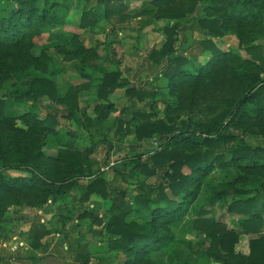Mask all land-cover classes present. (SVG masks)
I'll return each instance as SVG.
<instances>
[{
  "label": "trees",
  "instance_id": "obj_1",
  "mask_svg": "<svg viewBox=\"0 0 264 264\" xmlns=\"http://www.w3.org/2000/svg\"><path fill=\"white\" fill-rule=\"evenodd\" d=\"M101 2L102 12L86 10L76 20L79 30L96 29L103 20L125 24L135 17H147L142 22L146 27L153 20L180 21L196 13L194 20L207 32L203 47L210 54L198 72H192L187 68L190 61L178 51L179 24L164 29L165 41L148 55L147 64L162 69L176 106L168 105L164 118L158 119L151 108L134 113L131 122L121 121L118 132L134 130L139 142L155 141L157 148L145 152L153 153L150 163L139 154L125 162L126 172L113 170V181L99 176L82 182L93 175L89 155L101 140L92 142L85 152L74 149V141L62 142L59 153L51 156L45 151V140L50 135L59 137L58 118L53 114L42 118L32 111L11 115L8 97H0V240L5 238L3 225L11 207L43 209L78 187L81 203L93 195L111 202L101 219L109 249L124 255L123 264H153L152 253L176 240L174 230L184 223L205 186L209 206L229 195L246 197L230 204L228 210L243 217L239 224L247 234L257 236L250 240L249 255L236 254L238 233L200 215L193 227L210 241L209 258L221 264H264V149L249 146L243 138L251 125L264 130V47L255 44L264 34V0H152L146 11L136 15L127 12L125 1ZM71 10L69 0H0V90L16 75L34 70L28 97L65 106L66 119L78 121L80 94L95 85L101 102L94 108L96 116L86 118L87 123L78 122L91 135L115 112L111 97L117 90L126 89L127 98L139 102L155 98L157 92L132 87L119 66L108 72L98 47H86L76 31H62V59L76 62L80 77L88 82L62 91L55 80L59 73L56 57L48 49L37 55L34 48L39 38L67 24ZM226 35L238 38L245 57L223 51L213 41ZM201 99L212 102L203 111L204 121L172 117ZM231 125L243 133H225ZM217 166H232L236 172L226 183L207 184ZM162 173L166 184L150 182ZM127 176L137 193L117 186V179L126 181ZM252 187L262 193L247 198ZM129 217L133 218L130 222ZM49 234L44 224L34 223L26 236L32 249L46 252L41 241ZM83 249L80 243L74 246V259L87 264L92 258Z\"/></svg>",
  "mask_w": 264,
  "mask_h": 264
},
{
  "label": "rangeland",
  "instance_id": "obj_2",
  "mask_svg": "<svg viewBox=\"0 0 264 264\" xmlns=\"http://www.w3.org/2000/svg\"><path fill=\"white\" fill-rule=\"evenodd\" d=\"M118 1H125L128 5L127 12L136 15L142 11H146L151 6L152 0ZM69 2L72 10L71 16L68 18L70 20H68L67 24L64 27H57L51 33H54V37L52 38L51 36L49 41L46 42L44 38L46 35L43 36V38H39L34 48V52L37 55L45 49H48V53L56 57L55 61L57 64L60 63V65L65 63L62 59L65 48L61 46L62 41L58 36L59 32L67 29L70 33H74L76 29L73 25L76 23V20H79L80 15L84 11L96 10L100 13L104 8L101 0H90L89 3L80 2L78 0H69ZM196 16V13L194 15H188L180 21L157 19L153 20V22L146 27L142 26V22L145 21L147 17H135L125 24H117L116 20L111 23L103 20L99 27L95 29V31H98L97 34H94V32L92 33V38H84L82 32L78 33L81 41L86 47H98V52L103 55L104 62L107 65V71H109L110 68L113 70L117 66L120 67L126 64L132 71V73L129 74L127 72L130 83L134 75L137 74L136 76H139V79L135 81L137 83L136 85L134 82L131 83L132 87H136L137 89L144 88L147 91L157 92L155 98L150 97V99H147L145 102L130 100L128 98L127 102L124 104L122 100H113L114 96L111 97L116 104V110L110 114L109 120L99 127L97 131L89 135L90 139L83 140L80 138L74 143V149L85 152L87 148L91 147L92 142L97 143L101 140L95 152L89 155L91 165H93L91 167L93 175L84 178V180H82L83 183H89L99 176H104L106 180L113 181V170L118 169L126 172L127 169L124 168L123 165H125L128 159L135 157V155H143V161L145 163H150L149 157L153 153L150 154L145 152L149 149L157 148L155 141L139 142L134 130H131V132H127V130L118 132L119 125L121 121L131 122L134 113L145 110L150 111L151 108L154 109L153 112L156 113L158 119L164 118L167 106H176L175 99L169 95L168 81L165 77H162V69L147 64V57L153 50L161 48L166 38L164 29L178 23L180 31L178 34V51L190 61L187 68L192 72H198V69L205 62L210 53L202 44V42L207 39V32L200 29L198 23L194 20ZM213 41L223 51H232L242 57L246 56L245 51L240 48L238 38L235 35H226L223 38L213 39ZM255 44L264 47V34ZM70 63L74 65L75 68L72 70L75 73L76 62ZM139 64L141 66L149 65L152 70L143 69L137 72L136 69ZM35 75L36 73L34 70L18 74L0 90V97H8L9 114L12 115L13 113L18 116L26 111H32L42 118H45L49 114L56 116L60 123L58 127L59 137L48 136L45 140L46 145H61V139L67 132V129L69 130L77 127L82 129L81 131L89 134L82 126L80 128V123H87L86 118H93L96 116L94 108L101 102L96 98L97 89L95 85L92 86L91 90H93H90L89 94H85L84 98H86V102H83L79 106L78 121H71L66 119V116L69 114L67 107L52 103L47 98L41 101H35L28 97L29 84ZM76 75V77L81 78L78 72ZM71 85L75 84H70V86ZM60 87L63 91L65 88H68L69 85L64 84L63 81ZM90 92H93L94 95L90 96ZM120 94L123 95V91L120 92ZM215 100L216 99H214L213 102H215ZM210 105H212V102H206L204 99H201L198 105L184 107L180 111L174 112L172 117L175 119H191L196 122L204 121L203 111L206 107L209 108ZM219 105H221V103ZM63 123L65 126H63ZM131 127L132 129L134 128V126ZM61 131L65 132L60 134ZM225 133L242 134L243 131L240 127L231 125L227 127ZM243 138L249 146L264 149V130L259 126H249L244 132ZM59 151L60 150H57V154ZM46 152L49 155L51 154V151L47 149ZM52 155L56 156L55 153H52ZM185 171L189 173L188 169H185ZM235 172L236 170L232 166L229 169L217 166L208 175L206 182L210 185L226 183ZM163 176L164 173L160 174L157 178L151 179L150 182L157 184L163 182L166 184L167 182H165ZM122 179L121 177L117 179L118 182L116 184L118 187L127 189L130 193H137L136 185L132 179L128 178V176L126 181ZM204 187L205 186H203L197 201L190 208L184 223L174 230L176 240L168 247L152 253L151 260L153 264H221L209 258L207 250L209 249L210 241L205 235L196 231L193 227V220L200 215L220 221L225 224L229 230L236 231L239 235V241L235 246L236 254H250V240L257 236L247 234L239 224L240 219L243 217L232 214L228 210L230 204L239 199H245L246 197L229 195L226 199L218 200L214 205L209 206L205 202ZM257 189L258 187L255 189L252 187L253 192L251 195L247 196V198L258 195L261 191ZM91 198L95 199V197ZM99 198L101 197H98L97 201L101 204L95 201L91 202L90 200L81 203L82 191L80 188L76 187L70 191L63 200L48 204L50 206L49 209L44 208L48 215L37 214V223L44 224L51 231V234L41 241L43 248H47V251L43 252L41 249L33 250L42 254V256H47L53 264H82L75 261V252L73 250L74 246L76 247V245L80 243L83 245L84 252L88 253V255L90 254L93 260L96 258L95 261L92 260L87 264H123V261H125L124 255L109 249V235L105 232V221L101 219L103 213L110 208L111 202ZM103 202H106L105 205ZM93 204L96 206L94 209L91 208ZM15 215V212L10 211V209L8 210L6 214L8 224L16 222L13 220L16 217ZM132 219V217H129L127 220L130 222ZM12 228L14 229V231L11 230L12 233L14 232L17 236L20 235L17 226L13 224ZM94 230L96 231L94 232ZM21 234L23 236V232ZM87 234L93 236L90 238ZM262 234H264V230ZM8 246L10 247L9 242ZM59 249L62 252H58ZM42 256L39 257L30 250L26 252L24 259L27 261V264H33L32 262H34V260H41ZM13 260V258L10 259L12 264H14Z\"/></svg>",
  "mask_w": 264,
  "mask_h": 264
},
{
  "label": "crops",
  "instance_id": "obj_3",
  "mask_svg": "<svg viewBox=\"0 0 264 264\" xmlns=\"http://www.w3.org/2000/svg\"><path fill=\"white\" fill-rule=\"evenodd\" d=\"M73 26L76 29L75 31H77V33L82 32V34L84 35V38H87V37L92 38L91 37L92 33L94 32V34H97V32H98L97 30L95 31V29L79 30L77 28V26L75 25V23H74ZM65 31L70 32L67 29H65ZM61 33L62 32H59L60 35L58 34V36L60 38H61ZM53 34H47L46 37H44L45 40H46V42L51 39V36H52V38L54 37ZM57 40H59V39H57ZM99 54L103 57V55L101 53H99ZM57 66H60V67H58L59 68V73H58V75H57V77L55 79L56 80V83L58 84V86L62 85L63 84V81H64V84L69 85V86H70V84H75V85H71V86H77V85L81 86V85H84V84H86L88 82L86 79L76 77L77 76L76 73L78 71L75 69V73L73 72L72 69L75 68V67H74V65L72 63L65 62L63 65H60V63H59V64H57ZM104 68L105 69L107 68V65H106L105 62H104ZM120 68L122 69L125 77H127V78L129 77L127 75L129 73H132L131 68L127 67L126 64L120 66ZM143 69L144 70L145 69L152 70V68L149 65L141 66L140 64H139V66L137 67L136 70H137V72H139V71H142ZM111 70H112V68L109 69V71H111ZM127 72H128V74H127ZM136 75H134V77L131 80V83L134 82L135 85L137 84L135 81L139 79V76H136ZM91 88H89V90H85V91H83L81 93L82 95H80V104H82L83 102H86V98H84V96L87 93L89 94V91L91 90ZM122 91H123V95L120 94V92H122ZM93 92H90V96H93L94 95ZM113 96H114L113 97V100L114 99H120V100H122V102L124 104L128 100V98L126 96V89L117 90L116 93ZM63 126H65L64 123H63ZM81 130L82 129H79L77 127L71 128L69 130L67 129V132L65 133V135L61 139L62 142L68 144V143L73 142V141L75 143L80 138L83 139V140L88 139L89 138V134L86 133V132H84V131H81ZM63 132H65V131H61L60 134H63ZM70 133H71V135H70ZM50 136H54V135H50ZM55 139H56V137H55ZM46 149L48 151H51L50 152L51 153L50 154L51 156H54V155H52V153H55V155H56L57 154V150H60L61 149V146L60 145L57 146L56 144H52V145L48 144V145H46ZM46 149H45V151H46ZM92 197H95V199H92L91 198V200H90L91 202H94L95 201V202H98L99 204H101L99 201H97L99 196L93 195ZM99 199H101V198H99ZM50 203H51V201H50ZM105 203L106 202H103L104 205H105ZM49 207H50L49 205L44 206L45 209H47V208L49 209ZM95 207L96 206L94 204L91 205V208L92 209H94ZM44 208L43 209L30 208V207H22V208L21 207H11L10 208V211L15 212V214H16L15 215L16 217L13 219L16 222L8 224V221H7L3 225V229L5 230L4 231L5 238L0 240V264H12L11 261H10L11 258L14 259L13 260V263L14 264H27V261H25L24 258H25L26 252H28L30 250H31V252L33 254L38 255L39 257L42 256V254H39L38 252H36V251H34L32 249V247L30 246V244H29V242L27 240L26 234L30 231L32 225L34 223H37L38 222L37 221L38 220L37 219V214L38 215H40V214H42V215H44V214L48 215L45 212V209ZM13 224L15 226H17L18 233H20V235L17 236L16 234H14V232L12 233L11 230L14 231V229L12 228L13 227ZM95 231L96 230H94V232ZM22 232H23V236L21 234ZM87 235L90 238H91V236H93V235H90V234H87ZM8 242H9L10 247L8 246ZM58 252H62V251L59 249ZM41 258H42L41 260H34V262H32V263L33 264H53L51 262V260L47 258V256L45 257L43 255ZM92 260L93 259H91V261ZM95 260H96V258H94L93 261H95Z\"/></svg>",
  "mask_w": 264,
  "mask_h": 264
},
{
  "label": "built area",
  "instance_id": "obj_4",
  "mask_svg": "<svg viewBox=\"0 0 264 264\" xmlns=\"http://www.w3.org/2000/svg\"><path fill=\"white\" fill-rule=\"evenodd\" d=\"M157 145V143H155Z\"/></svg>",
  "mask_w": 264,
  "mask_h": 264
}]
</instances>
